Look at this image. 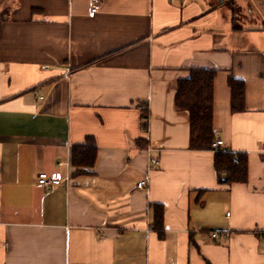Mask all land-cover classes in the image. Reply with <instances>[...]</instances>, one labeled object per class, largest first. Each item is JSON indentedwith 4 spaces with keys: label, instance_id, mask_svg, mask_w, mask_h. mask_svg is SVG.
Segmentation results:
<instances>
[{
    "label": "crops",
    "instance_id": "1",
    "mask_svg": "<svg viewBox=\"0 0 264 264\" xmlns=\"http://www.w3.org/2000/svg\"><path fill=\"white\" fill-rule=\"evenodd\" d=\"M1 9L0 264H264V0ZM210 69L216 138L247 155L246 184L218 183L215 152L190 150L189 114L175 108L177 81ZM230 79L245 85L241 113ZM90 138L95 164L76 173L72 149ZM54 173L68 181L36 185Z\"/></svg>",
    "mask_w": 264,
    "mask_h": 264
},
{
    "label": "trees",
    "instance_id": "2",
    "mask_svg": "<svg viewBox=\"0 0 264 264\" xmlns=\"http://www.w3.org/2000/svg\"><path fill=\"white\" fill-rule=\"evenodd\" d=\"M4 14L0 13V32L4 22ZM216 70H193L187 79L177 81L175 85V108L189 114L191 151H214V167L220 185L232 186L248 182V157L244 153H234L228 150H214L213 144L217 140L214 131V81ZM231 89V109L233 113L245 110V85L242 81L229 80ZM142 130H149V110L145 106L142 110ZM90 146H75L72 149L71 163L76 173H89L95 164L97 148L94 139H88ZM138 145L146 149V140H138ZM153 228L160 239L164 232V208L154 206Z\"/></svg>",
    "mask_w": 264,
    "mask_h": 264
},
{
    "label": "built area",
    "instance_id": "3",
    "mask_svg": "<svg viewBox=\"0 0 264 264\" xmlns=\"http://www.w3.org/2000/svg\"><path fill=\"white\" fill-rule=\"evenodd\" d=\"M103 0H90L91 4V13L95 14L98 9L100 4L102 3ZM145 106H140L139 109L143 110ZM213 149L214 150H226L224 149V142L222 140H216L215 143L213 144ZM151 165L153 166H158L159 161L158 160H151L150 161ZM68 181V178H64L61 173H54L52 175H47V174H40L37 179H36V185L42 188H49L52 186H62ZM148 186V182L143 181L138 184V189L140 190H145ZM220 235V232H214L213 233V238H218Z\"/></svg>",
    "mask_w": 264,
    "mask_h": 264
},
{
    "label": "rangeland",
    "instance_id": "4",
    "mask_svg": "<svg viewBox=\"0 0 264 264\" xmlns=\"http://www.w3.org/2000/svg\"><path fill=\"white\" fill-rule=\"evenodd\" d=\"M4 9H1L0 12H2Z\"/></svg>",
    "mask_w": 264,
    "mask_h": 264
}]
</instances>
